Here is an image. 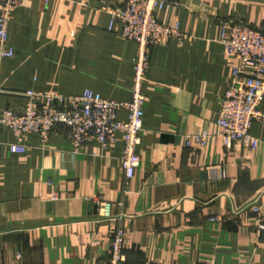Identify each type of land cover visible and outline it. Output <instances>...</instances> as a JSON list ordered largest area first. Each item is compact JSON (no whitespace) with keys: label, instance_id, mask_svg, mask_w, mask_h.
<instances>
[{"label":"crops","instance_id":"1","mask_svg":"<svg viewBox=\"0 0 264 264\" xmlns=\"http://www.w3.org/2000/svg\"><path fill=\"white\" fill-rule=\"evenodd\" d=\"M117 3L23 0L8 27L15 54L0 56V119L25 107L28 90L131 100L138 44L123 37L120 20L109 30ZM156 16L179 22L183 37L149 48L131 179L122 135L107 147L88 140L76 149L63 125L45 142L0 121V264H107L119 224L128 264H264V232L246 210L264 203V122L252 125L255 149L225 145L218 126L242 65L225 52L224 22L264 31V0H188ZM203 131L204 147L185 146L186 135ZM12 144L27 150L12 152ZM96 198L113 203L114 217H99Z\"/></svg>","mask_w":264,"mask_h":264},{"label":"built area","instance_id":"2","mask_svg":"<svg viewBox=\"0 0 264 264\" xmlns=\"http://www.w3.org/2000/svg\"><path fill=\"white\" fill-rule=\"evenodd\" d=\"M49 2L50 0H45ZM188 0H118L110 9L113 30L117 20L123 22L122 35L138 44L135 57V77L132 98L118 102L96 96L93 91L81 95L44 93L28 90L24 93L27 103L21 110L8 108L0 121L19 135L34 132L48 141L59 125L69 129V139L78 149L88 140H96L103 147L115 142L119 135L124 139L121 164L127 179H131L140 164L137 147L141 142L144 121V83L150 67L149 48L167 45L173 38L183 37L180 23L165 25L157 19V12L168 4L186 5ZM23 5V0H0V56L13 57L14 47L9 44V21L13 11ZM228 29V31H226ZM222 43L227 55L239 56L240 67L233 69L235 83L226 92L219 110V134L225 145H243L255 149L258 139L252 134L254 122H264V31L243 20L224 22ZM125 111L127 119L119 113ZM209 133L186 135V147L201 148L207 144ZM11 151L24 153L25 145L12 144ZM224 174H222V177ZM100 218H112L113 203L96 198ZM253 215L252 223L264 232V203H253L246 208ZM214 221H223L219 216ZM124 227L119 224L112 235L111 252L107 264H128L124 251Z\"/></svg>","mask_w":264,"mask_h":264}]
</instances>
